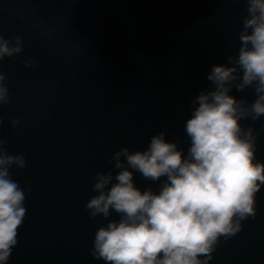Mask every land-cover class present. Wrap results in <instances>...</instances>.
I'll return each instance as SVG.
<instances>
[{
	"label": "water",
	"instance_id": "1",
	"mask_svg": "<svg viewBox=\"0 0 264 264\" xmlns=\"http://www.w3.org/2000/svg\"><path fill=\"white\" fill-rule=\"evenodd\" d=\"M245 0H0V36L23 51L0 61L10 103L0 107V138L24 169L27 214L7 264H100L91 255L98 227L86 210L97 172L121 147L146 150L166 133L184 155L193 101L207 76L240 47ZM31 60L34 66L25 67ZM237 99L255 100L253 89ZM20 123L13 128L11 121ZM257 135L264 163V117L242 120ZM159 182L135 174L141 190ZM257 214L220 238L209 264H264V187ZM110 219H119L113 216Z\"/></svg>",
	"mask_w": 264,
	"mask_h": 264
},
{
	"label": "clouds",
	"instance_id": "2",
	"mask_svg": "<svg viewBox=\"0 0 264 264\" xmlns=\"http://www.w3.org/2000/svg\"><path fill=\"white\" fill-rule=\"evenodd\" d=\"M240 47L213 65L211 88L193 101L185 123L187 155L166 133L153 135L146 150L121 147L111 168L97 172L86 210L98 227L91 255L100 264H209L220 238H231L257 214L256 194L264 187V163L257 162V135L242 120L264 117V0H245ZM23 51L19 36H0V61ZM34 66L31 60L25 67ZM6 74L0 72V107L10 103ZM253 89L255 100L237 99L233 89ZM20 121L14 119L15 128ZM0 138V264L17 246L27 214L26 191L10 170L24 169L22 154H9ZM159 182V192L141 190L135 174ZM119 219H110V217Z\"/></svg>",
	"mask_w": 264,
	"mask_h": 264
}]
</instances>
